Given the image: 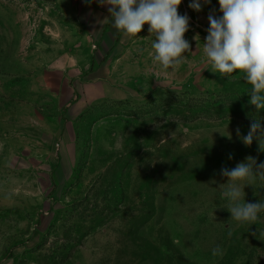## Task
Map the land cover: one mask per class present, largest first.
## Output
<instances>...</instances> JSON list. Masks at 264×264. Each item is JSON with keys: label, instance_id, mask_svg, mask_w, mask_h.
I'll use <instances>...</instances> for the list:
<instances>
[{"label": "rangeland", "instance_id": "obj_1", "mask_svg": "<svg viewBox=\"0 0 264 264\" xmlns=\"http://www.w3.org/2000/svg\"><path fill=\"white\" fill-rule=\"evenodd\" d=\"M190 2L173 71L153 63L148 24L111 46L72 0H0V264H264V211L232 219L221 173L264 162L241 140L264 109L240 70H210L218 0ZM235 183L264 201L258 175Z\"/></svg>", "mask_w": 264, "mask_h": 264}, {"label": "clouds", "instance_id": "obj_2", "mask_svg": "<svg viewBox=\"0 0 264 264\" xmlns=\"http://www.w3.org/2000/svg\"><path fill=\"white\" fill-rule=\"evenodd\" d=\"M92 2L93 0H85V3ZM94 2L101 6L110 5L107 10L113 19V27L123 30L126 36L136 37L145 24L150 26L148 32L155 37L152 43L154 64L164 70L174 71L177 66L186 62L187 57L183 54L191 52V45L184 34L189 30L190 17L187 13H178L182 0ZM203 3L210 4L211 0H203ZM218 3L222 16L217 17L215 9L208 14L209 27L203 42V52L211 62L210 70L220 74L240 70L244 73L243 79L252 85L248 92L249 103L257 110L264 109V0H218ZM189 8L201 11V0H191ZM195 39L198 47L199 35ZM236 133L240 136L239 127ZM241 140L245 146H251L256 140L258 152H264V121L253 119L247 135L242 136ZM231 158L230 155L229 159ZM221 173L230 181L222 196L228 199V211L232 219L256 221L257 214L264 211V201L241 203L242 191L235 182L255 175L264 180V162L257 164L256 158L249 155L245 157V162L237 163L231 170L222 168ZM260 237H264V231L260 230ZM212 255H222L219 246L212 250Z\"/></svg>", "mask_w": 264, "mask_h": 264}, {"label": "crops", "instance_id": "obj_3", "mask_svg": "<svg viewBox=\"0 0 264 264\" xmlns=\"http://www.w3.org/2000/svg\"><path fill=\"white\" fill-rule=\"evenodd\" d=\"M72 1L75 10L76 24L86 28L92 40H102L107 43L111 42L108 44H111V46H113L112 42L123 40L125 36L123 30H117L113 27V19L107 10L110 5L101 6L94 2V0L90 4L85 3V0ZM185 1L187 0H182L181 5L185 4ZM138 36L139 34L136 37H131L132 45L137 42Z\"/></svg>", "mask_w": 264, "mask_h": 264}, {"label": "trees", "instance_id": "obj_4", "mask_svg": "<svg viewBox=\"0 0 264 264\" xmlns=\"http://www.w3.org/2000/svg\"><path fill=\"white\" fill-rule=\"evenodd\" d=\"M227 104V103H226Z\"/></svg>", "mask_w": 264, "mask_h": 264}]
</instances>
